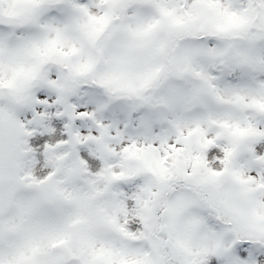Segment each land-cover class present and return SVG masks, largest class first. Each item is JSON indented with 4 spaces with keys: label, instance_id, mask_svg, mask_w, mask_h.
<instances>
[{
    "label": "snow or ice",
    "instance_id": "snow-or-ice-1",
    "mask_svg": "<svg viewBox=\"0 0 264 264\" xmlns=\"http://www.w3.org/2000/svg\"><path fill=\"white\" fill-rule=\"evenodd\" d=\"M0 264H264V0H0Z\"/></svg>",
    "mask_w": 264,
    "mask_h": 264
}]
</instances>
